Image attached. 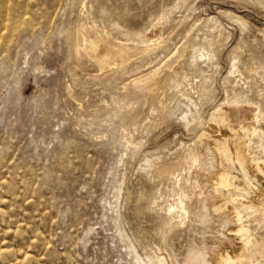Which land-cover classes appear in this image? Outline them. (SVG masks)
<instances>
[{
	"label": "rangeland",
	"instance_id": "374dc122",
	"mask_svg": "<svg viewBox=\"0 0 264 264\" xmlns=\"http://www.w3.org/2000/svg\"><path fill=\"white\" fill-rule=\"evenodd\" d=\"M93 1L0 0V264H176L174 172L191 165L235 62L264 129V0ZM204 46L213 59L191 64ZM153 71L162 80L138 92ZM184 95L200 107L194 131Z\"/></svg>",
	"mask_w": 264,
	"mask_h": 264
},
{
	"label": "bare ground",
	"instance_id": "6f19581e",
	"mask_svg": "<svg viewBox=\"0 0 264 264\" xmlns=\"http://www.w3.org/2000/svg\"><path fill=\"white\" fill-rule=\"evenodd\" d=\"M78 1L80 2V0ZM93 2L95 1L92 0ZM103 3L105 4V2ZM77 6L80 7L79 5ZM85 6L86 4H84V8ZM97 8L96 10L98 11ZM83 11L88 13L85 9ZM105 15L107 14L105 13ZM104 17L106 18V16ZM108 21L113 22V19ZM87 22L89 23L90 21ZM92 24L94 23L92 22ZM116 34L119 35L118 33ZM142 35L144 36V34ZM138 36L141 35L139 34ZM196 36L198 37V35ZM154 38V35L146 38L147 43L151 47H156ZM81 41L84 40L82 39ZM198 43H201V41ZM193 44H195L194 41ZM204 44L206 45V43ZM78 45L80 44L78 43ZM149 46L146 50L153 49H149ZM98 48L96 46L95 58L100 64H103L108 54ZM206 48L204 46L200 52H197V50V53L190 55L191 61L189 62L197 66L198 57H207L211 61L215 53ZM161 63L163 64V62ZM155 72L150 78L148 76L149 73L146 75L149 79L143 76L145 79L138 78L134 80L135 84L141 85L138 88V92L152 90L153 86L162 80L156 77ZM244 72L240 70L238 63L235 62L232 65L231 75L229 74L231 79H229L230 81L226 86L225 101L218 108H215L216 110L211 114L208 129H203L195 142L194 148L189 150L191 165L186 169H176L174 172L179 192L176 194L175 204L170 205L166 211L168 210V214L177 222L174 228L169 230V233L173 232V235L168 243L170 258L176 264H245L246 262L249 264H264V236L256 237L252 230L254 226L251 227L252 224H249L252 222L257 224L264 223V129L260 128L259 125H255L263 116V108L260 106L261 101L249 97L250 90H245L247 87H244V85L249 82L245 81L242 84L245 80ZM151 81L154 83L149 85L148 82ZM185 97L187 100V111H185L184 115L182 114L183 123L187 128L190 127L189 129L194 126L191 129L194 131L200 124V107L192 96ZM190 125L193 126L191 127ZM256 139L261 143L262 157H258L253 150L254 143H257L254 142ZM127 142L130 143V140ZM177 159V157H174L163 166L166 168L168 166L172 167ZM197 163H200V166L195 172L194 168ZM236 166L241 172V177L233 174ZM148 264H166V262L164 258H158L150 260Z\"/></svg>",
	"mask_w": 264,
	"mask_h": 264
}]
</instances>
